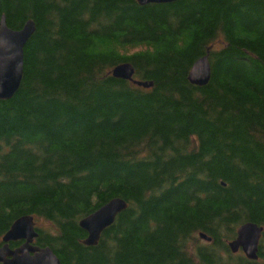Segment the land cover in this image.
Masks as SVG:
<instances>
[{
  "label": "trees",
  "instance_id": "1",
  "mask_svg": "<svg viewBox=\"0 0 264 264\" xmlns=\"http://www.w3.org/2000/svg\"><path fill=\"white\" fill-rule=\"evenodd\" d=\"M2 17L35 32L0 101V241L32 216L60 264H264V231L257 261L228 249L264 230V0H0ZM124 63L153 86L114 78ZM115 198L85 246L80 220Z\"/></svg>",
  "mask_w": 264,
  "mask_h": 264
},
{
  "label": "water",
  "instance_id": "2",
  "mask_svg": "<svg viewBox=\"0 0 264 264\" xmlns=\"http://www.w3.org/2000/svg\"><path fill=\"white\" fill-rule=\"evenodd\" d=\"M176 1L179 0H137L141 6L171 4ZM34 32L35 24L32 20L25 22L19 30L9 29L4 17L0 20V101L10 100L19 90L23 75L24 48ZM111 74L116 79L132 82L144 89L153 86L151 82L133 79L134 69L129 63L115 66ZM209 79L210 67L206 55L192 65L188 81L192 85L203 87L207 85ZM126 208L124 200L115 198L80 220L79 227L86 234L83 244L88 247L97 245L102 232L109 228ZM262 233L263 227L257 224H242L237 229L235 239L228 243L229 252L232 255L241 252L247 260L257 261ZM37 236L32 216H22L15 220L2 237L0 264H60L58 257L50 248L33 245ZM199 237L210 242V238L201 233ZM18 241L22 242L18 248L9 247V243Z\"/></svg>",
  "mask_w": 264,
  "mask_h": 264
},
{
  "label": "rangeland",
  "instance_id": "3",
  "mask_svg": "<svg viewBox=\"0 0 264 264\" xmlns=\"http://www.w3.org/2000/svg\"><path fill=\"white\" fill-rule=\"evenodd\" d=\"M37 223V225H36V227H38V228H41V229H46V228H48V224L47 223H45V222H36ZM204 242V241H203ZM202 244V243H201ZM263 246H264V243H263Z\"/></svg>",
  "mask_w": 264,
  "mask_h": 264
}]
</instances>
